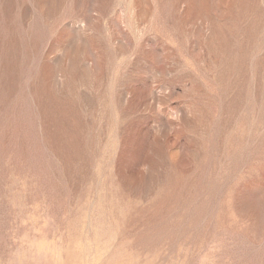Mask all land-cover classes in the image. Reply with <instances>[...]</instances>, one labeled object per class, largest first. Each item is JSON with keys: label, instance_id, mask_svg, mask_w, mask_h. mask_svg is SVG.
<instances>
[{"label": "rangeland", "instance_id": "374dc122", "mask_svg": "<svg viewBox=\"0 0 264 264\" xmlns=\"http://www.w3.org/2000/svg\"><path fill=\"white\" fill-rule=\"evenodd\" d=\"M0 264H264V0H0Z\"/></svg>", "mask_w": 264, "mask_h": 264}]
</instances>
